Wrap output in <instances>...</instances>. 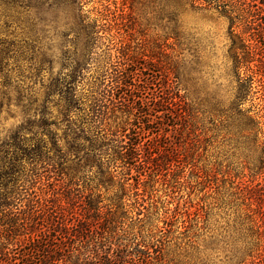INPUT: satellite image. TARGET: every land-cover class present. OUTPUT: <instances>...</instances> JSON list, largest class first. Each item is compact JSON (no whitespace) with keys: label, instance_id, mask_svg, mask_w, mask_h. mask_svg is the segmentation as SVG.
<instances>
[{"label":"rangeland","instance_id":"obj_1","mask_svg":"<svg viewBox=\"0 0 264 264\" xmlns=\"http://www.w3.org/2000/svg\"><path fill=\"white\" fill-rule=\"evenodd\" d=\"M41 4L28 20L47 26L56 146L81 150L40 171L41 215L0 217V264H264V36L255 44L234 23L254 46L236 51L235 68L228 19L199 2ZM8 16L0 7V24ZM118 71L125 87L112 96L136 106L110 108L96 133L138 141L140 167L111 150L86 160L84 140L70 139H84V104ZM67 90L80 105L73 124L62 122ZM20 121L3 113L1 133Z\"/></svg>","mask_w":264,"mask_h":264},{"label":"trees","instance_id":"obj_2","mask_svg":"<svg viewBox=\"0 0 264 264\" xmlns=\"http://www.w3.org/2000/svg\"><path fill=\"white\" fill-rule=\"evenodd\" d=\"M41 1L0 0V7L13 11L15 16L14 18L8 16L10 21L0 24V115L7 113L12 117L17 112L21 117L15 130L5 134L0 131V217L19 215L26 225L32 222L34 214L38 217L46 210V206H42V201L32 191L37 184L43 185L44 177L40 171L45 169L44 172H53L58 160L66 159L71 153L78 154L81 150V145L75 149L70 147L65 151L58 150L56 146L58 141L54 134L56 122L53 120L51 108L57 90L50 76L52 60L49 56L50 46L45 31L47 26L28 20L30 11L40 10ZM177 1L205 4L228 19L234 62L237 60V50L246 54L250 53V50H252L251 54L254 52V46L242 45L243 40L231 30L234 23L247 26V31L244 33L249 32V39L255 44L264 36V0ZM23 18L26 19L22 20ZM83 23L84 18H80L79 27L84 31ZM12 29L17 32L13 33ZM98 30V27L88 24L86 37H89V40L97 39V34L100 32ZM262 51L261 59H264V45ZM234 64L236 68V62ZM124 78V73L118 71L112 87L106 86L107 88H102L98 93L97 91L90 93L87 104H84V139L76 136L70 139L73 143L84 140L86 160L90 161V158L96 157L103 150L105 152L111 150L127 164L136 163L137 167H140L138 141V143L133 142L126 135L116 134H112L115 138L109 141L103 138L100 141L99 133H96L99 129L98 125H101L102 118L110 108L136 106L129 103L127 92L120 94L117 99L112 96L113 90L121 91V88L125 87ZM68 90L71 91L69 88ZM69 91L64 98L62 108V122L65 124H73L71 114L80 111V105L72 99ZM144 116L145 114L142 115V119ZM81 129L80 126L75 127L73 135ZM98 141L100 143L96 147ZM23 202L25 208L21 210L18 206Z\"/></svg>","mask_w":264,"mask_h":264}]
</instances>
